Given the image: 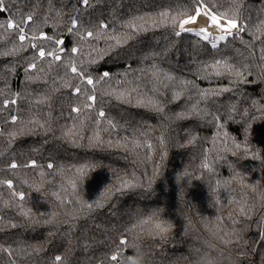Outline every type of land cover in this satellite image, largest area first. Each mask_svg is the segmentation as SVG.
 Wrapping results in <instances>:
<instances>
[{
    "label": "trees",
    "instance_id": "1",
    "mask_svg": "<svg viewBox=\"0 0 264 264\" xmlns=\"http://www.w3.org/2000/svg\"><path fill=\"white\" fill-rule=\"evenodd\" d=\"M1 7L0 264H264V0Z\"/></svg>",
    "mask_w": 264,
    "mask_h": 264
},
{
    "label": "built area",
    "instance_id": "2",
    "mask_svg": "<svg viewBox=\"0 0 264 264\" xmlns=\"http://www.w3.org/2000/svg\"><path fill=\"white\" fill-rule=\"evenodd\" d=\"M1 8L3 9V7ZM204 14L208 17L207 21H209V23L207 24V26L201 28L194 27L193 29L195 30L205 29L207 31V37H208L207 40L209 43H217L221 40V37L232 36L234 34L241 36L246 29V25L243 22L237 23L236 24L237 26L235 28H231L229 22L225 19H219L216 23H212L210 20L212 16L211 13L207 9H205L203 14H200V16H204ZM206 16L204 17L206 18Z\"/></svg>",
    "mask_w": 264,
    "mask_h": 264
},
{
    "label": "snow or ice",
    "instance_id": "3",
    "mask_svg": "<svg viewBox=\"0 0 264 264\" xmlns=\"http://www.w3.org/2000/svg\"><path fill=\"white\" fill-rule=\"evenodd\" d=\"M0 2H2V0H0ZM84 3L87 4V3H88V0H84ZM2 10H3V9L0 8V11H2ZM211 19H212V21L215 23L216 20H217V17H216L215 15H213V16L211 17ZM28 20L30 21V20H31V17H28ZM186 22H187V21H186ZM229 24H230V27H231V28H235V27L237 26L236 23H235V21H229ZM73 26H75V22L73 23ZM7 27H8V28H13V27H16V26L13 25L12 23H8ZM19 31H20L21 33H23V31H24L23 27H20V28H19ZM177 34H179V33H177ZM88 35L91 36L92 33H88ZM25 38H26V37H25V35H23V34L19 36V39H20L21 41H24ZM207 38H208V37L205 36V39H207ZM221 39H223V37H221ZM57 43H62V41H57ZM213 47H215V44H213ZM73 51H75V49H73ZM49 55H52V53H49ZM39 56H40V57H44V56H45V52H44L43 50H40V51H39ZM55 58H56V59H59L58 56L55 57ZM32 67H35V65H33ZM72 72H73V73H76V72H77V69H76V68H72ZM106 75H107V73H105V76H106ZM87 84L91 85V84H93V81H92L91 79H87ZM76 92L79 93V92H80V89L77 88V89H76ZM89 99L94 100L95 97H89ZM75 110H76V109H74V111H75ZM100 115L103 116L104 113L101 112ZM16 166H17L16 164H12V165H11V167H13V168H15ZM49 167H51V165H49ZM9 187H11V183H10V182H9ZM157 227L159 228L160 225H157ZM121 243L124 244V243H126V241L122 240ZM111 259H112L113 261H116V260L118 259V257H117L116 255H113V256L111 257ZM56 260H57V261H60V260H61V257H59V256L56 257Z\"/></svg>",
    "mask_w": 264,
    "mask_h": 264
},
{
    "label": "rangeland",
    "instance_id": "4",
    "mask_svg": "<svg viewBox=\"0 0 264 264\" xmlns=\"http://www.w3.org/2000/svg\"><path fill=\"white\" fill-rule=\"evenodd\" d=\"M204 16H206L205 14H204ZM199 17H200V15H199ZM198 16L196 17V18H191V19H189V21L191 22V23H188V26L186 25V26H184V28H187V29H193L194 27H191L192 25V21L193 22H195V24H196V26L197 27H200V26H202V21H201V18H199ZM206 18H207V20H208V17L206 16ZM208 23H209V21H208ZM198 24H199V26H198ZM196 28V27H195ZM202 34H204L203 32H201Z\"/></svg>",
    "mask_w": 264,
    "mask_h": 264
},
{
    "label": "bare ground",
    "instance_id": "5",
    "mask_svg": "<svg viewBox=\"0 0 264 264\" xmlns=\"http://www.w3.org/2000/svg\"><path fill=\"white\" fill-rule=\"evenodd\" d=\"M199 18H201L202 26L197 27L195 23H192V24H191V25H192L191 27L201 28V27H206V26H207V24H208L207 19H206L204 16H200ZM196 23H197V22H196ZM198 26H199V24H198Z\"/></svg>",
    "mask_w": 264,
    "mask_h": 264
}]
</instances>
